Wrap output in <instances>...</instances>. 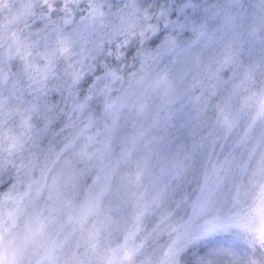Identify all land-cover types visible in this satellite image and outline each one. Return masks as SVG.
I'll return each mask as SVG.
<instances>
[{"label":"snow or ice","instance_id":"6c2138e0","mask_svg":"<svg viewBox=\"0 0 264 264\" xmlns=\"http://www.w3.org/2000/svg\"><path fill=\"white\" fill-rule=\"evenodd\" d=\"M18 216L80 233L71 264H264V0H32L0 47V264Z\"/></svg>","mask_w":264,"mask_h":264},{"label":"rangeland","instance_id":"374dc122","mask_svg":"<svg viewBox=\"0 0 264 264\" xmlns=\"http://www.w3.org/2000/svg\"><path fill=\"white\" fill-rule=\"evenodd\" d=\"M31 3L32 0H0V42L3 41L1 47L6 49L9 39L20 34ZM26 223V218L18 216L16 225L5 237L14 240L20 249L22 264H34V255L37 252L42 254L50 242L57 239L58 232L61 234L60 246L55 254L58 258L56 264H71V257L76 253L77 244L80 243V233L73 232L63 221L57 220L54 226L46 225L43 233L33 241L26 239Z\"/></svg>","mask_w":264,"mask_h":264},{"label":"trees","instance_id":"16d2710c","mask_svg":"<svg viewBox=\"0 0 264 264\" xmlns=\"http://www.w3.org/2000/svg\"><path fill=\"white\" fill-rule=\"evenodd\" d=\"M2 42H3V41L0 42V47H1V45H2Z\"/></svg>","mask_w":264,"mask_h":264}]
</instances>
